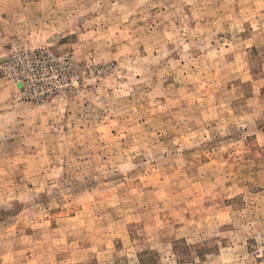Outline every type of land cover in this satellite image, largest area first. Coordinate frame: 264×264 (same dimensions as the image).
<instances>
[{
  "label": "rangeland",
  "instance_id": "374dc122",
  "mask_svg": "<svg viewBox=\"0 0 264 264\" xmlns=\"http://www.w3.org/2000/svg\"><path fill=\"white\" fill-rule=\"evenodd\" d=\"M0 264H264V0H0Z\"/></svg>",
  "mask_w": 264,
  "mask_h": 264
}]
</instances>
